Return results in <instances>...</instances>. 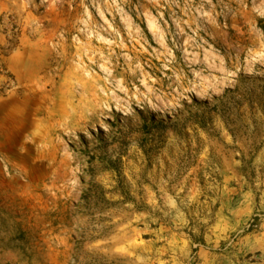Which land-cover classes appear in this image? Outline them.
<instances>
[{"label": "rangeland", "instance_id": "1", "mask_svg": "<svg viewBox=\"0 0 264 264\" xmlns=\"http://www.w3.org/2000/svg\"><path fill=\"white\" fill-rule=\"evenodd\" d=\"M0 264H264V0H0Z\"/></svg>", "mask_w": 264, "mask_h": 264}, {"label": "trees", "instance_id": "2", "mask_svg": "<svg viewBox=\"0 0 264 264\" xmlns=\"http://www.w3.org/2000/svg\"><path fill=\"white\" fill-rule=\"evenodd\" d=\"M3 66V65H0V67Z\"/></svg>", "mask_w": 264, "mask_h": 264}]
</instances>
